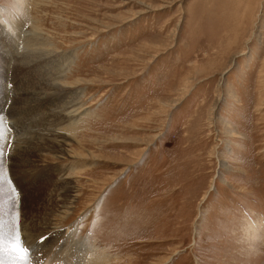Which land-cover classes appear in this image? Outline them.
<instances>
[{
  "label": "rangeland",
  "instance_id": "374dc122",
  "mask_svg": "<svg viewBox=\"0 0 264 264\" xmlns=\"http://www.w3.org/2000/svg\"><path fill=\"white\" fill-rule=\"evenodd\" d=\"M0 117V264H264V0H0Z\"/></svg>",
  "mask_w": 264,
  "mask_h": 264
},
{
  "label": "bare ground",
  "instance_id": "6f19581e",
  "mask_svg": "<svg viewBox=\"0 0 264 264\" xmlns=\"http://www.w3.org/2000/svg\"><path fill=\"white\" fill-rule=\"evenodd\" d=\"M33 53V52H32ZM31 53V54H32ZM54 53V51H52V52H46L45 54H44V58L45 57H47V56H49V55H51V54H53ZM16 54V53H15ZM13 56H18V53L16 54V55H13ZM64 59H65V61L63 62V64H62V67L64 66V63L65 64H68L69 62H71V59L70 58H65L64 57ZM12 61V60H11ZM46 61V60H45ZM44 61V62H45ZM48 62V61H47ZM7 71V70H6ZM55 71V70H54ZM56 84V83H55ZM53 86H55V85H53ZM65 87V85H63L61 88H64ZM59 89V90H56V91H58V92H60V90H62V89ZM51 90H53L52 88H50ZM50 91V90H49ZM47 93H49V92H47ZM51 93V92H50ZM57 93V92H56ZM78 94V93H77ZM76 94V92H72V93H70L69 94V96H66L67 98H69V101H66L65 103H62L63 101H65V100H61L60 102H58V105L59 106H62V107H64L63 109H62V112L61 111H56L57 112V115L58 116H61V117H64V116H66V117H64L67 121H78V116H75V115H73L74 117H73V119L71 118L70 119V115L74 112V110L79 106V103H78V95ZM49 95V94H48ZM38 97V96H37ZM44 97V96H43ZM41 98V97H40ZM52 98V97H51ZM71 103V104H70ZM61 107V108H62ZM63 116H62V115ZM76 123V122H75ZM70 124V123H69ZM75 126V125H74ZM66 140V139H65ZM67 141V140H66ZM60 146H63L62 144H60ZM56 149H57V147H56ZM28 155V154H27ZM26 156V155H25ZM82 166H80V167H73V169H80ZM73 187V186H72ZM73 190V189H72ZM64 195V194H63ZM72 197V195H71V193H69V194H66V197H65V199L67 200H64L63 202H70V200L72 199L71 198ZM63 207L62 208H64V210L66 209V208H68V204L67 205H62ZM67 210V209H66ZM51 224H54V223H51ZM52 226V225H51ZM50 226V227H51ZM45 228V227H44ZM53 228L55 229L54 231L58 234H60V232H59V230L58 229H56L55 228V226L53 225ZM61 229V228H60ZM62 231V230H61ZM33 236V235H32ZM69 236V235H68ZM73 236V235H72ZM57 237V236H56ZM65 237V236H64ZM71 238V237H70ZM66 239H67V237H66ZM68 240V239H67ZM55 241V240H54ZM65 240H64V238L63 237H59V245L61 246V244H62V246L65 244V242H64ZM72 241V240H71ZM58 242V241H57ZM33 243H36V242H33L32 241V244ZM68 243H69V241H68ZM74 243V242H73ZM31 245V244H30ZM8 246H10V245H8V243H7V245H4V241L3 242H0V250H1V253L0 254H5L7 251H8V249H10V248H8ZM13 247V246H12ZM33 247V246H32ZM2 248V249H1ZM39 248H41V241H39L35 246H34V250L35 251H38V249ZM78 249V248H77ZM39 252V251H38ZM11 253V252H10ZM37 254V253H36ZM7 255V254H6ZM16 255H17V253H16ZM7 256H10V255H7ZM12 256H13V254H12ZM11 257V256H10ZM15 257V256H14ZM17 257H19V256H17ZM50 262H51V260H49L46 264H50Z\"/></svg>",
  "mask_w": 264,
  "mask_h": 264
},
{
  "label": "snow or ice",
  "instance_id": "6c2138e0",
  "mask_svg": "<svg viewBox=\"0 0 264 264\" xmlns=\"http://www.w3.org/2000/svg\"><path fill=\"white\" fill-rule=\"evenodd\" d=\"M3 140H4V120H3V117H0V141H3ZM4 147L5 145L3 143H0V156L4 154ZM16 251H19L21 253V256H20L21 259L26 258V256L24 255L25 249L21 248Z\"/></svg>",
  "mask_w": 264,
  "mask_h": 264
}]
</instances>
